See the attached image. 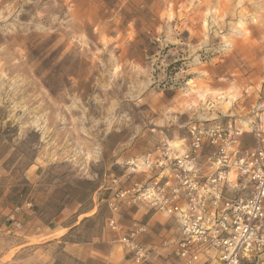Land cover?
Listing matches in <instances>:
<instances>
[{
	"label": "rangeland",
	"instance_id": "rangeland-1",
	"mask_svg": "<svg viewBox=\"0 0 264 264\" xmlns=\"http://www.w3.org/2000/svg\"><path fill=\"white\" fill-rule=\"evenodd\" d=\"M213 121L264 131V0H0V264H172L176 222L116 193Z\"/></svg>",
	"mask_w": 264,
	"mask_h": 264
},
{
	"label": "built area",
	"instance_id": "built-area-1",
	"mask_svg": "<svg viewBox=\"0 0 264 264\" xmlns=\"http://www.w3.org/2000/svg\"><path fill=\"white\" fill-rule=\"evenodd\" d=\"M251 131L257 143L245 146L243 130L230 121L193 124L181 151L167 146L142 159L146 169L156 168L154 181L116 193L117 202L175 218L180 238L172 264H248L264 254V131ZM109 205L117 209L115 200ZM110 225L119 229L113 219ZM136 233L132 228L120 240L139 263L147 253Z\"/></svg>",
	"mask_w": 264,
	"mask_h": 264
},
{
	"label": "crops",
	"instance_id": "crops-1",
	"mask_svg": "<svg viewBox=\"0 0 264 264\" xmlns=\"http://www.w3.org/2000/svg\"><path fill=\"white\" fill-rule=\"evenodd\" d=\"M175 150H177V149H175ZM179 151V150H178ZM156 175V172H154L153 174H152V176H155ZM139 206H143V207H145V208H147L148 210H153V209H151L150 207H148L147 205H145V204H140ZM153 211H155V210H153ZM155 212H159V211H155ZM162 213V212H161ZM168 217H170V218H172L175 222H176V220H175V218L174 217H172V216H169V215H167ZM10 218H11V222H9L8 224H5V223H0V231L1 230H5L6 232H10V233H17L18 232V226H19V221H18V218H15L14 219V215L12 214L11 216H10ZM176 224H177V222H176ZM144 228H140L139 229V231H142ZM177 231H178V237H177V239H176V242H177V240L180 238V233H179V228H178V224H177ZM137 232H138V230H137ZM175 242V243H176ZM139 244V243H138ZM164 244H166V242H164L163 243V245ZM139 246H141L142 248H144V250L146 251V253H147V256H146V258L145 259H143L142 260V262H144V261H155V256L153 255V252H154V249H151V246H143V245H141V244H139ZM175 247V246H174ZM161 249H163V248H161ZM173 251H174V248H173ZM157 255H159V254H157ZM108 264H125V263H123L122 261H119V262H110V263H108ZM154 264H159V263H157V261L154 263Z\"/></svg>",
	"mask_w": 264,
	"mask_h": 264
}]
</instances>
